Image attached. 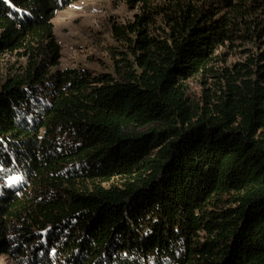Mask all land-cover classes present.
<instances>
[{
  "label": "trees",
  "instance_id": "16d2710c",
  "mask_svg": "<svg viewBox=\"0 0 264 264\" xmlns=\"http://www.w3.org/2000/svg\"><path fill=\"white\" fill-rule=\"evenodd\" d=\"M74 1L0 0V255L264 264V0H123L110 72L59 67Z\"/></svg>",
  "mask_w": 264,
  "mask_h": 264
},
{
  "label": "rangeland",
  "instance_id": "374dc122",
  "mask_svg": "<svg viewBox=\"0 0 264 264\" xmlns=\"http://www.w3.org/2000/svg\"><path fill=\"white\" fill-rule=\"evenodd\" d=\"M132 9L123 0H75L53 17V32L60 44L59 67H81L94 72L112 71L115 55L111 52L116 42L110 33L113 22L132 17ZM253 48L247 42L236 46H221L226 63L245 56L243 49ZM192 95L199 94L198 80H189ZM0 264H16L6 255H0Z\"/></svg>",
  "mask_w": 264,
  "mask_h": 264
}]
</instances>
